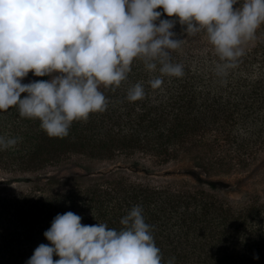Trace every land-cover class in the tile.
<instances>
[{"label": "trees", "instance_id": "16d2710c", "mask_svg": "<svg viewBox=\"0 0 264 264\" xmlns=\"http://www.w3.org/2000/svg\"><path fill=\"white\" fill-rule=\"evenodd\" d=\"M160 19H174L163 12ZM159 23V21H156ZM177 18L172 31L183 43L171 50L183 76H163L160 88L148 83L161 74L134 58L119 86H98L106 110L74 121L69 135L49 137L36 118L21 117L19 107L0 110V136L20 138L0 149V264H26L36 247L50 244L44 232L57 214L68 211L83 225L120 220L135 205L161 250V264H264V195L233 198L204 183L168 180L151 185L132 180L123 168L107 173L48 175L72 155L112 159L147 155L157 164L189 158L210 173L247 169L264 154V26L241 47L244 55L226 68L214 46L201 40L204 29L187 34ZM59 73H52L51 76ZM29 72L22 83L49 80ZM142 83L145 96L127 100L128 89ZM27 93H22L21 98ZM146 169L149 166L145 165ZM15 181V182H14ZM18 188H24L18 190ZM258 257V258H257ZM54 261L59 256L53 255Z\"/></svg>", "mask_w": 264, "mask_h": 264}, {"label": "clouds", "instance_id": "9594fccd", "mask_svg": "<svg viewBox=\"0 0 264 264\" xmlns=\"http://www.w3.org/2000/svg\"><path fill=\"white\" fill-rule=\"evenodd\" d=\"M0 0V110L19 107L21 117L36 118L49 137L69 135L74 121L106 110L98 86H119L142 57L149 80L160 88L162 77L183 76V65L171 50L183 39L172 31L177 23L187 34L206 30L222 61L244 55L242 43L264 23V0ZM168 17L160 19L161 8ZM159 21V23H156ZM32 72L49 80L22 83ZM22 93H27L21 98ZM145 96L142 83L127 92L135 102ZM20 138L0 136V149ZM68 211L57 214L44 232L50 244H39L26 264H161V250L145 222L143 207L133 206L119 230L107 224L83 225ZM59 259H53V255ZM258 258V257H257ZM175 258L167 261L173 264Z\"/></svg>", "mask_w": 264, "mask_h": 264}, {"label": "rangeland", "instance_id": "374dc122", "mask_svg": "<svg viewBox=\"0 0 264 264\" xmlns=\"http://www.w3.org/2000/svg\"><path fill=\"white\" fill-rule=\"evenodd\" d=\"M240 2L234 5V9L240 6ZM264 23L260 27H263ZM207 32L201 37L208 40ZM244 41L242 44L247 43ZM79 158L72 155L64 160L59 166H49L48 175L52 177L63 178L69 175H87L90 173H107L117 168L126 169L130 178L142 183L151 185L164 184L168 180L188 183H204L217 187L223 193L230 197L240 198L246 193H259L264 195V154L256 162L254 161L247 169H238L232 171H223L220 173L208 174L205 169L197 165L189 158L172 159L165 164H157L147 155L140 152L136 154H122L112 159L91 160L82 159L81 161L89 163L95 169L88 170L87 167L78 163ZM80 162V161H79ZM149 166L146 169L144 166ZM7 171L0 169V180ZM15 182V181H14ZM24 188H18L22 190Z\"/></svg>", "mask_w": 264, "mask_h": 264}]
</instances>
